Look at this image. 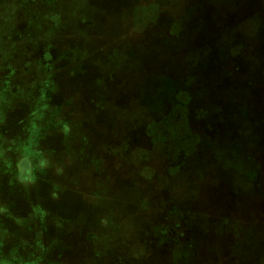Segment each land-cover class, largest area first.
Returning a JSON list of instances; mask_svg holds the SVG:
<instances>
[{
  "label": "rangeland",
  "instance_id": "1",
  "mask_svg": "<svg viewBox=\"0 0 264 264\" xmlns=\"http://www.w3.org/2000/svg\"><path fill=\"white\" fill-rule=\"evenodd\" d=\"M0 264H264V0H0Z\"/></svg>",
  "mask_w": 264,
  "mask_h": 264
},
{
  "label": "trees",
  "instance_id": "2",
  "mask_svg": "<svg viewBox=\"0 0 264 264\" xmlns=\"http://www.w3.org/2000/svg\"><path fill=\"white\" fill-rule=\"evenodd\" d=\"M251 77L252 76H250V77H248L246 80H248L249 82L248 83H250V79H251ZM125 111V110H124ZM142 130H143V128H142ZM131 150L133 151L132 153H134L135 154V156H136V165L138 166V169L136 170V171H129L128 173H127V175H131L132 173H137V178H141V180H142V183H145L146 182V180H147V176H146V174H145V170H143L142 169V166H143V162L142 161H144L145 160V158H144V156H145V153H144V151L142 150V148L140 147V144H138L137 145V148H136V150H133L132 148H131ZM124 153H126V155H127V152H130V149H124V151H123ZM112 163V162H111ZM111 163H109V165L112 167L113 166V164H111ZM128 158L126 157V159L122 162L121 161V163L119 164V166L117 167V171H115L114 173L113 172H111V173H107V172H105V173H107L106 174V176L109 178H107L106 179V181L110 184V183H112V180H113V178H116V176H119V170H120V172H121V174H126V171H123L122 169L123 168H125L126 167V165H128ZM141 166V167H140ZM140 167V168H139ZM101 169H103V168H101ZM114 170V169H113ZM154 171L155 172H157V170H155L154 169ZM158 173L159 172H157V175H155L154 176V178H156L157 179V177H158ZM155 174V173H154ZM117 179V178H116ZM187 192V191H186Z\"/></svg>",
  "mask_w": 264,
  "mask_h": 264
},
{
  "label": "crops",
  "instance_id": "3",
  "mask_svg": "<svg viewBox=\"0 0 264 264\" xmlns=\"http://www.w3.org/2000/svg\"><path fill=\"white\" fill-rule=\"evenodd\" d=\"M29 110H30V112H31V109H29ZM30 115H32V114L30 113ZM25 116H26V115H25ZM21 117H22V115H21ZM4 119L6 120V119H8V117L5 116ZM12 129H13V130H12ZM11 132H16V129H15V128H10V127L8 128V127H7V128H6V132H5V134H6V133H11Z\"/></svg>",
  "mask_w": 264,
  "mask_h": 264
}]
</instances>
